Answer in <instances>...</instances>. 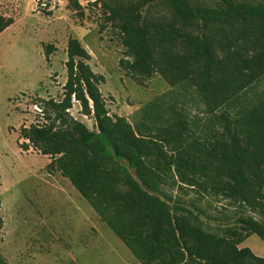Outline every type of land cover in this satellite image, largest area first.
I'll return each instance as SVG.
<instances>
[{"label": "trees", "instance_id": "obj_1", "mask_svg": "<svg viewBox=\"0 0 264 264\" xmlns=\"http://www.w3.org/2000/svg\"><path fill=\"white\" fill-rule=\"evenodd\" d=\"M69 1L81 12L80 0ZM99 1L123 34L134 76L159 73L171 86L197 89L210 116L205 135L211 143H189V122L178 112L170 125H155L154 134L144 131L148 124L135 128L126 117L111 116L99 88L104 76L91 68L89 51L74 36L67 42L63 98L42 100L46 121L22 128L21 136L52 157L48 166L70 179L145 264H264V256L238 246L251 233L264 239V96L237 106L264 75V2ZM159 3L171 17L151 15ZM11 23L0 16V33ZM73 100L94 118L95 129L72 116ZM156 107L146 106L142 115L158 118ZM162 142L173 150L168 153ZM175 176L193 185L210 183L263 220L241 215L237 226L210 233L156 194ZM0 264H9L1 253Z\"/></svg>", "mask_w": 264, "mask_h": 264}, {"label": "rangeland", "instance_id": "obj_2", "mask_svg": "<svg viewBox=\"0 0 264 264\" xmlns=\"http://www.w3.org/2000/svg\"><path fill=\"white\" fill-rule=\"evenodd\" d=\"M192 1L216 5V0ZM80 4L82 13L69 0H0V16L12 19L0 33V253L9 264H145L70 179L48 166L52 157L21 136L22 128L46 121L42 100L64 96L70 36L80 40L91 55V68L104 76L99 88L111 116L126 117L135 128L148 124L151 128L144 131L154 134L155 125H170L178 112L189 122V143H211L205 135L210 116L197 89L187 83L171 86L159 73L148 79L134 76L127 69L133 57L103 3ZM149 10L154 17H171L160 3ZM46 45L52 46L50 54ZM262 96L264 75L241 94L237 106ZM146 106H157L154 114L161 116L144 117ZM70 112L96 128L78 101L73 100ZM164 147L168 153L173 150L171 143ZM156 194L173 212L198 219L210 233L237 226L241 215L263 220L240 201L214 191L210 183L193 185L175 176ZM238 246L264 256V239L256 234L246 235Z\"/></svg>", "mask_w": 264, "mask_h": 264}]
</instances>
